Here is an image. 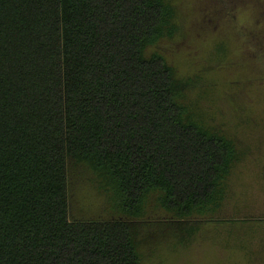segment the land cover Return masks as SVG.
I'll list each match as a JSON object with an SVG mask.
<instances>
[{"label": "trees", "instance_id": "1", "mask_svg": "<svg viewBox=\"0 0 264 264\" xmlns=\"http://www.w3.org/2000/svg\"><path fill=\"white\" fill-rule=\"evenodd\" d=\"M177 33L168 0H0V264H142L150 212L215 220L244 152L150 52Z\"/></svg>", "mask_w": 264, "mask_h": 264}, {"label": "rangeland", "instance_id": "2", "mask_svg": "<svg viewBox=\"0 0 264 264\" xmlns=\"http://www.w3.org/2000/svg\"><path fill=\"white\" fill-rule=\"evenodd\" d=\"M168 1L178 33L150 52L195 80L190 100L234 136L244 158L222 210L201 230L175 229L166 213L150 212L142 264H264V0ZM74 206L100 210L93 186L76 187Z\"/></svg>", "mask_w": 264, "mask_h": 264}]
</instances>
